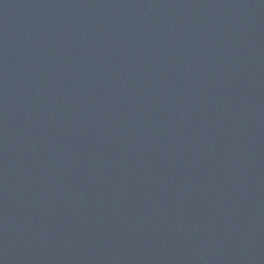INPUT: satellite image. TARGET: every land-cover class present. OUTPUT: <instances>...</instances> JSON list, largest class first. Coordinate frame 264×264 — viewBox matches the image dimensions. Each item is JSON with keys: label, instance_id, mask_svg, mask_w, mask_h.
Listing matches in <instances>:
<instances>
[{"label": "water", "instance_id": "obj_1", "mask_svg": "<svg viewBox=\"0 0 264 264\" xmlns=\"http://www.w3.org/2000/svg\"><path fill=\"white\" fill-rule=\"evenodd\" d=\"M0 264H264V0H0Z\"/></svg>", "mask_w": 264, "mask_h": 264}]
</instances>
